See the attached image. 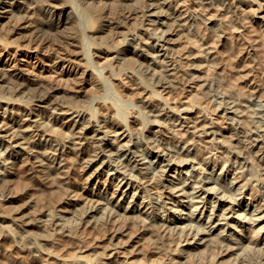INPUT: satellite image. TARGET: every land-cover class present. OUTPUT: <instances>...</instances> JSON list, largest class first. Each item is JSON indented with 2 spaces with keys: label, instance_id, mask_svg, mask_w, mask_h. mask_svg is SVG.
Segmentation results:
<instances>
[{
  "label": "bare ground",
  "instance_id": "1",
  "mask_svg": "<svg viewBox=\"0 0 264 264\" xmlns=\"http://www.w3.org/2000/svg\"><path fill=\"white\" fill-rule=\"evenodd\" d=\"M191 1L184 13L185 0H0V38L19 50L49 55L63 40L56 60L83 62L84 73L93 40L111 52L107 72L137 74L147 90L137 102L105 82L103 97L72 95L0 67V120L13 117L0 125V264H264V90L230 97L205 77L221 61L214 48L207 64L180 50L192 35L205 44V32L223 45L228 25L238 49L254 50L239 15L252 13L264 36V0ZM117 7L141 15L140 32L105 16ZM216 8L227 23L205 14ZM83 21L95 25L78 37ZM183 80L214 108L164 102ZM74 171L86 195L72 188Z\"/></svg>",
  "mask_w": 264,
  "mask_h": 264
},
{
  "label": "rangeland",
  "instance_id": "2",
  "mask_svg": "<svg viewBox=\"0 0 264 264\" xmlns=\"http://www.w3.org/2000/svg\"><path fill=\"white\" fill-rule=\"evenodd\" d=\"M143 5L144 0H142V4H140V7L143 8ZM243 8H245V6ZM191 9H197L196 5L192 3L191 0H185V2H182V12L187 13V11ZM205 14L208 16L221 18L225 23H227V21L230 19V14L226 13V11L220 8L209 9L205 11ZM105 16L113 17L115 22H119L120 25L130 29L133 32H140L143 27L141 15H137L130 9H127L125 7H117L111 13H106ZM239 16L242 21H248V24L252 26L249 27L248 30L244 31L243 36L247 40H252L254 42V50H251V47L249 48V50L246 49V47L245 49H242V47H240L243 51H241L240 48H237V40L234 35V38L231 36V34H233L231 25L225 27L228 40H226L223 45H221L222 40H216L215 36L208 35L207 32H205V36L207 37L205 44H203L200 37L196 35H192L186 40L185 43H182L183 40L180 42L181 52L188 51L189 53L195 54L201 61H205L206 59L205 64H207L208 61L207 57H204V55H207L206 53L208 51H206L205 47L210 46V48H214L213 51L215 59L218 62L220 60L221 61L218 64L214 59V62L216 61L217 65H215L214 67L208 66L205 77L209 80H218L222 85V88L224 87L226 94L230 95V97H236L239 94H244L246 96V94H249L253 90V87H256V89H261L262 91L264 90V36L258 30V27L255 26V19L252 13L245 14L242 12ZM250 21L252 24L250 23ZM121 22H123V24H121ZM94 25L95 21L88 23L83 21L80 25L78 37L79 35H89V30ZM13 38L14 37L11 35L5 36V38H0V67L7 68L9 70L21 69L22 72H24L27 76L35 78L44 83H48L49 85L60 86L61 88L66 89V91H68L72 95L80 94L81 96V94H87L90 96L103 97V94L105 95V88L103 86L104 82L107 84H112L111 88L116 91L124 100L129 99L137 102L139 99L143 98L146 95L147 90L145 89L144 84L140 83V77L137 74H135L134 77L129 78L122 73L121 75H116L113 73L111 75L110 72H107L104 66L112 64L111 52H107L103 48H97L96 43L93 40H91L92 43L90 50L92 51V54L95 55L92 59L94 67H87L86 72L83 73L86 67L83 62L70 65L67 62L60 61L58 59L56 60L55 54H57L56 52H59V50H61L60 48L64 45L63 40H59L57 42L55 40L54 42H52L51 46L54 47V49L57 48L56 51L52 48L51 54L43 55L40 53H36L33 50H19V48L15 47L17 43H15ZM118 40L119 38L115 35L114 39L109 43H116V41ZM12 41V44L14 45L10 44ZM233 45L236 48H234ZM239 50L241 51V53ZM259 54L260 56L262 55L261 60L258 58ZM244 62L247 64L251 62V64L247 65ZM243 66L247 70H243ZM92 70H95L96 73H93ZM74 71L75 73H73ZM167 91L168 90L162 92V95L165 98L164 102H167L168 105L175 106V104L182 98L183 102H191L194 103V105L200 103L203 105L204 103H206L203 106H206L208 109L214 108L212 103L208 104V102H204V100L201 99V88L198 86L195 80H183L178 89L170 92ZM237 93L239 94L237 95ZM244 95L241 96L245 97ZM80 104L88 106L87 103L80 102ZM99 110L100 113L105 114L107 112L106 108L103 107V104L99 105ZM170 114L174 119L177 118V115H173V113ZM15 117L19 119L20 115H16ZM209 117H211V119L214 120L216 124L222 126L223 135L229 138L231 133L230 125L221 116V113L219 114L218 110H214L209 114ZM12 118L13 117L10 115L6 120L1 119L0 125H2L3 121L7 122V120ZM57 126L63 131L68 129L64 127L65 125L61 126L60 123H58ZM71 177L74 178L71 181L72 188L78 190L79 193L86 195L87 193L84 189L85 181L82 179V175L79 174L78 171H74ZM37 187H39V185H37ZM91 187L92 186H90V188ZM35 188L30 186L28 190H34ZM86 240L90 243L96 242L93 234H87Z\"/></svg>",
  "mask_w": 264,
  "mask_h": 264
}]
</instances>
